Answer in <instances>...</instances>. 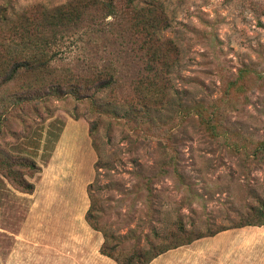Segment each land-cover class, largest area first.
<instances>
[{
  "label": "rangeland",
  "instance_id": "rangeland-1",
  "mask_svg": "<svg viewBox=\"0 0 264 264\" xmlns=\"http://www.w3.org/2000/svg\"><path fill=\"white\" fill-rule=\"evenodd\" d=\"M73 1L78 22L54 36L53 9ZM99 1L0 0V264H116L106 240L125 258L207 228L220 231L150 264L263 263L264 227L234 226L264 199V0H157L178 53L146 36L127 0ZM33 29L46 36L22 42ZM45 39L47 66L2 85ZM97 71L115 77L111 90L97 91ZM250 245L261 254L236 251Z\"/></svg>",
  "mask_w": 264,
  "mask_h": 264
},
{
  "label": "trees",
  "instance_id": "trees-1",
  "mask_svg": "<svg viewBox=\"0 0 264 264\" xmlns=\"http://www.w3.org/2000/svg\"><path fill=\"white\" fill-rule=\"evenodd\" d=\"M87 1H92V3H94L97 0H87ZM99 2L104 3L105 6L108 7L110 0H100ZM127 5H128V8L132 12H135L136 14H139V15H141V17H143V21H145L144 29L146 32V36L149 39L155 40V42H159L160 39H163L164 42L167 44V46L170 49H173L174 51H176L178 53V46L175 44V42L168 40V39L161 36L162 31L164 29L168 28V26H169L168 19H167L166 15L162 9L163 8L162 3H160L157 0H146L143 5H139V3H136L135 0H127ZM79 8L80 7L78 5H76L73 1V2H70L66 5H62V6H59V7H56L53 9V14H51L49 17L52 20V23H50L48 26L55 29L54 36L56 35L57 31H59L61 29L63 31L64 29L69 28L71 23L78 22L79 17L77 18L75 16L79 15V13H77ZM6 11H7L6 7H3V8L0 7V24L5 25V22H10L9 21L10 19L8 18V14L6 13ZM155 13H158V17H159L158 20H154ZM149 17L151 19H149ZM139 21H141V20H139ZM0 27H1L0 30H2L4 26L0 25ZM23 32H24L23 34H26L25 35L26 37L22 40V42H24L25 39H28L29 41L33 42V39H38V37L43 38L46 36V34H44L43 32H36V29H33L32 31H23ZM21 36H24V35H21ZM108 41H109V39H108ZM38 42L39 43H37V42L35 43V49L34 50H32V48H31L28 59L19 60V61L15 60L14 64L10 63V65L9 64L7 65L8 67L11 66V64L14 66H11V67H13L11 69V74L3 80L2 85L7 84L13 78H15V76L18 74V71H20V70L35 71L40 67H46L47 66V62H46L47 61V59H46L47 53L45 52V50L48 48L49 44L46 42V39L43 42L41 40H39ZM151 49L152 48H150V51H151ZM156 52H158V49L153 50L152 54H151V52L147 53L149 58L146 59V65H147L146 70H148L151 73L157 72V69L155 67V64L157 63ZM121 53L125 54L124 55L125 67H126V69L129 70V68H131L133 63H134L133 58L136 56V52L132 48H129L128 51L127 50L125 52L121 51ZM93 67H94V65H93ZM95 71H96V69H95ZM86 72H89V71L88 70L84 71V73H86ZM102 73H103L102 71H97V74L95 72H93V79L98 78L97 81L95 82V87L97 88L98 92H104L105 90H108V89L111 90L113 85L115 84V80H116L112 74H109V73L104 74L103 73V75H102ZM239 74H241V71L239 72ZM81 75H77L80 81L85 79ZM154 75L157 76V73ZM75 83H77V78L75 80ZM86 87H87L86 90L90 89L89 88L90 85L88 83H86ZM199 122H200L201 126L205 128V130L212 133V135L214 137H217L216 127L214 124H212V122L210 120L202 118ZM96 148H97V146H96ZM263 151L261 150V148H260V150L257 149V150H255L254 155L256 156V153H261ZM29 167L33 170L37 169L36 166H34L33 162H30ZM8 171H10V172H9V174H7V173L5 174L6 177H8V179L11 182H13L14 185L18 189L21 190V192L30 194L33 191V185L31 183L26 182L24 179H22V177L20 179H18L17 175L15 177H13L14 172L10 170V166H8ZM90 188H91V185L88 187V191ZM90 197H91V194H90ZM248 209H249L250 215L247 218H245L243 221H241L239 224L234 226V228H243L246 226H258V227L264 226V199L257 198V204L249 207ZM89 211H90V209L87 211L86 220H87V215H88ZM90 226H92V225L90 224ZM173 226H174L175 230H177L181 233H185V229L181 223L180 218L176 217V220L173 223ZM92 228L97 230L93 226H92ZM219 231L214 232V231L210 230L209 228H207L205 230H199L196 232L188 231L187 236L183 237V236H177L176 235L173 238L170 245H166V246H162V247H156L153 244H150V246L148 248L136 249L134 251H131L129 256H127L125 258H119L117 255H114V251L116 250V248L115 247L109 248V246L107 245L108 244L107 240H106V241H104V243L100 249V252L104 256H107V257L111 258L112 260H114L116 262V264H150V262L152 260H154L155 258L160 256L161 254H163V253H165L171 249H175V248H178V247L183 246V245L191 244L192 242H194L196 240L212 236ZM103 236L105 237V235H103ZM104 240H105V238H104Z\"/></svg>",
  "mask_w": 264,
  "mask_h": 264
},
{
  "label": "crops",
  "instance_id": "crops-1",
  "mask_svg": "<svg viewBox=\"0 0 264 264\" xmlns=\"http://www.w3.org/2000/svg\"><path fill=\"white\" fill-rule=\"evenodd\" d=\"M261 227H264V226H261ZM264 239V238H263ZM251 241H253L252 239H250ZM250 241V242H251ZM257 242L255 241L254 244H256ZM260 251V254H261V248L260 247H255V246H240L238 248H236V251H238V253L240 255H243L245 257L251 255V256H254L256 254H258L257 251ZM263 254H264V248H263ZM254 259L253 258H249V261L246 260L245 258H242V261L238 262L237 260H234L232 262H225V263H221V264H264V262L262 263L260 260V258H258L257 262H254L253 261Z\"/></svg>",
  "mask_w": 264,
  "mask_h": 264
}]
</instances>
